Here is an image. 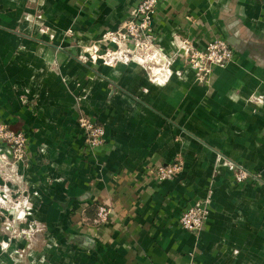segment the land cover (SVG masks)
<instances>
[{
	"label": "crops",
	"instance_id": "0c3cea01",
	"mask_svg": "<svg viewBox=\"0 0 264 264\" xmlns=\"http://www.w3.org/2000/svg\"><path fill=\"white\" fill-rule=\"evenodd\" d=\"M139 1L0 0V124L28 153L0 183L49 231L29 264H264V0H157L148 50L118 36ZM229 37L225 67L188 64L185 42ZM79 117L104 128L99 146ZM226 160L263 183H235ZM207 194L202 228H182ZM99 204L110 218L93 224Z\"/></svg>",
	"mask_w": 264,
	"mask_h": 264
},
{
	"label": "built area",
	"instance_id": "2783aa9c",
	"mask_svg": "<svg viewBox=\"0 0 264 264\" xmlns=\"http://www.w3.org/2000/svg\"><path fill=\"white\" fill-rule=\"evenodd\" d=\"M157 0H140L136 5L131 18L125 20L118 36L130 38L135 44L143 50L151 49L153 40L151 36V14ZM188 64L199 75H206L209 71L217 67H225L233 59V50L230 45L221 38H215L202 48H194L189 43L182 45ZM79 126L83 129L86 137V145L90 149L99 146L104 139L105 130L102 126L96 124L87 117H79ZM0 142L9 143L15 155L21 156L25 137L22 131L8 129L5 124H0ZM224 161L221 154L216 155V162ZM183 166L180 159H175L169 163L160 165L157 168L156 175L160 180L175 176ZM226 168L231 173L233 181L237 184L252 183L257 180L254 172L240 166L233 161L226 160ZM210 194H207L204 200L194 202L186 207L180 217L179 222L182 228L188 231H198L202 228L209 215ZM111 209L105 204L97 206L96 215L93 218V224H103L108 222Z\"/></svg>",
	"mask_w": 264,
	"mask_h": 264
},
{
	"label": "rangeland",
	"instance_id": "374dc122",
	"mask_svg": "<svg viewBox=\"0 0 264 264\" xmlns=\"http://www.w3.org/2000/svg\"><path fill=\"white\" fill-rule=\"evenodd\" d=\"M23 134L25 143L21 156L15 155L13 149L8 146L9 143L6 142L4 144L8 148V156L0 150V177L5 172L15 175L18 171L17 165L26 164L27 138L24 132ZM254 173L257 180L252 184H262V173L257 171ZM27 195V192L19 193L18 189H11L5 183H0V251L7 252L13 264H29L28 257L32 253L43 250L48 243L49 231L45 225L36 220L28 222V218L24 215L23 209L28 199Z\"/></svg>",
	"mask_w": 264,
	"mask_h": 264
},
{
	"label": "water",
	"instance_id": "95a60500",
	"mask_svg": "<svg viewBox=\"0 0 264 264\" xmlns=\"http://www.w3.org/2000/svg\"><path fill=\"white\" fill-rule=\"evenodd\" d=\"M227 43L231 44V45H236L237 44V39L235 37H229L226 39Z\"/></svg>",
	"mask_w": 264,
	"mask_h": 264
}]
</instances>
